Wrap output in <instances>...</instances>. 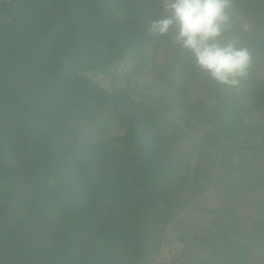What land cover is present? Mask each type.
Here are the masks:
<instances>
[{
  "label": "trees",
  "instance_id": "obj_1",
  "mask_svg": "<svg viewBox=\"0 0 264 264\" xmlns=\"http://www.w3.org/2000/svg\"><path fill=\"white\" fill-rule=\"evenodd\" d=\"M226 11L220 42L250 58L234 85L196 66L174 24L151 31L159 0H14L0 23V264H154L173 240L177 257L156 264H264V0ZM201 198L203 224L166 242Z\"/></svg>",
  "mask_w": 264,
  "mask_h": 264
},
{
  "label": "clouds",
  "instance_id": "obj_2",
  "mask_svg": "<svg viewBox=\"0 0 264 264\" xmlns=\"http://www.w3.org/2000/svg\"><path fill=\"white\" fill-rule=\"evenodd\" d=\"M162 17L150 25L163 35L173 24L175 42L188 50L196 66L211 80L234 85L249 64L246 49L233 42H220L228 22L229 0H161Z\"/></svg>",
  "mask_w": 264,
  "mask_h": 264
},
{
  "label": "rangeland",
  "instance_id": "obj_3",
  "mask_svg": "<svg viewBox=\"0 0 264 264\" xmlns=\"http://www.w3.org/2000/svg\"><path fill=\"white\" fill-rule=\"evenodd\" d=\"M159 2H161L159 0ZM181 113L177 116V119L182 121V118L185 117L187 115V113L185 114L186 110H180ZM215 179H216V175H213L212 178H210L209 180V188H212L211 186H213V188L215 187ZM212 181V182H211ZM215 191V190H214ZM207 203H209L208 201H206L205 198H201V199H197L195 202H193L192 204H190L188 207H186L183 211H181L178 214V222H173V224L171 226H169L168 230L166 231V242H169V240L171 241L175 234H176V230H178V226L184 221H186L185 226L186 228H192V226H197L198 224H203L202 223V218L206 213L204 212L203 209H205V206L207 205ZM209 218L210 215L208 214ZM205 220V219H204ZM182 221V222H181ZM184 231V230H183ZM186 232V229L185 231ZM173 242H171L168 246H171ZM173 251H171L172 256H176L178 255V250L181 249L180 245H177V247H173L172 248ZM170 249L167 248V251H169ZM170 254V255H171ZM165 256H162V254L159 256V258L155 261L154 264L156 263H161V262H168V260H164ZM172 259V257L170 258Z\"/></svg>",
  "mask_w": 264,
  "mask_h": 264
},
{
  "label": "built area",
  "instance_id": "obj_4",
  "mask_svg": "<svg viewBox=\"0 0 264 264\" xmlns=\"http://www.w3.org/2000/svg\"><path fill=\"white\" fill-rule=\"evenodd\" d=\"M105 71H108V74H110V75H116V76H119V77H123L124 74L127 72V67L125 65H119L116 68H108ZM77 74L80 75V76H83L85 80H87L88 82L99 86L100 88H102L104 90H108L110 88V83L112 82L109 75H106L105 73H101V72H95V71H84L83 72V71H78ZM125 82L126 81H124L122 83L121 80H119L118 82H114V85L122 87V86H124ZM137 83L139 84V82H137ZM173 241L174 242L172 243L171 246H167L164 249V251H161L162 256H165L164 259H168V258H171V257L173 258L172 254H171V251H173L172 248L173 247L176 248L177 245H180V244H178L177 241H175V240H173ZM167 248L170 249V250L167 251ZM180 248H181V245H180Z\"/></svg>",
  "mask_w": 264,
  "mask_h": 264
},
{
  "label": "water",
  "instance_id": "obj_5",
  "mask_svg": "<svg viewBox=\"0 0 264 264\" xmlns=\"http://www.w3.org/2000/svg\"><path fill=\"white\" fill-rule=\"evenodd\" d=\"M13 3H14V0H9V4H8L6 12L0 17V23L10 18L12 8H13Z\"/></svg>",
  "mask_w": 264,
  "mask_h": 264
}]
</instances>
